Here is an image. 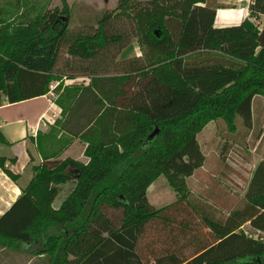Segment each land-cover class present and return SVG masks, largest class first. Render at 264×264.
Segmentation results:
<instances>
[{
    "label": "trees",
    "instance_id": "trees-1",
    "mask_svg": "<svg viewBox=\"0 0 264 264\" xmlns=\"http://www.w3.org/2000/svg\"><path fill=\"white\" fill-rule=\"evenodd\" d=\"M62 3L13 29L0 4V94L15 102L46 93L59 59L67 77L88 74L87 84L63 87L54 120L86 141L88 159L43 151L0 215V245L41 244L56 264H264V240L240 228L248 222L264 231V159L243 205L229 212L184 190L205 158L196 132L206 106L230 125L237 115L251 125L252 98L264 95V22L216 26L213 0H118L92 31H75ZM248 8L264 14V0ZM134 38L141 54L124 58L120 74L99 72L111 50ZM62 45L68 54H59ZM160 173L177 197L157 207L146 188ZM70 179L74 186L54 208L57 184Z\"/></svg>",
    "mask_w": 264,
    "mask_h": 264
},
{
    "label": "rangeland",
    "instance_id": "rangeland-1",
    "mask_svg": "<svg viewBox=\"0 0 264 264\" xmlns=\"http://www.w3.org/2000/svg\"><path fill=\"white\" fill-rule=\"evenodd\" d=\"M213 1L227 7L238 4L245 5L250 2V0ZM117 3L118 0H66V11L60 12V14L62 16L67 14V25L75 31H92V26L96 23L100 14L106 8H116ZM0 4L7 10L5 16H9L12 29L15 25L22 26L26 22L32 23L36 17L39 18L46 10L56 8L62 10L64 8L62 0H0ZM247 12H250L248 6ZM250 16L257 26L263 24L264 14L250 12ZM54 31H56V27ZM142 51V45L134 38L117 53L111 50L108 56L102 62L100 61L98 69L101 70L99 72L120 74L124 68L122 65L123 59L141 54ZM110 53L111 56H109ZM59 54H68L67 45L61 46ZM61 72L63 75H61ZM69 72L64 67L62 60L59 59L58 68L56 70L55 66L49 82V90H53L54 94L52 96L55 97V101L56 97H61L63 87L70 84L69 82L83 84L90 80L88 74H80L73 78L64 75ZM206 108L207 114L203 116L204 121L196 132L197 140L205 158L202 165L194 173L185 177L184 190L190 192L191 196L193 195L191 198L197 195L208 200L223 212H229L231 209L243 205L245 201L244 192L252 171L258 161L264 159V95L259 92L252 98L250 126L243 123L240 115H237L233 119V124L230 125L223 116L214 115L215 109L213 107L206 106ZM59 131L60 128L53 121V124L50 125L49 130L44 135L39 134L38 141L43 146H47V152L56 153L60 151V155L67 147L69 137L65 133L57 136ZM73 137L79 138V141L71 149L75 155H79L86 141L80 136ZM70 180L57 184L56 203L73 187ZM146 195L149 202L159 207L175 200L177 191L170 185L165 174L160 173L147 185ZM108 209L107 211H109ZM245 229L248 233L257 237L262 236L264 239L263 232L253 230L248 225L245 226Z\"/></svg>",
    "mask_w": 264,
    "mask_h": 264
},
{
    "label": "crops",
    "instance_id": "crops-1",
    "mask_svg": "<svg viewBox=\"0 0 264 264\" xmlns=\"http://www.w3.org/2000/svg\"><path fill=\"white\" fill-rule=\"evenodd\" d=\"M247 6L246 3L245 5L238 4L227 7L219 3L216 8L214 25H228L238 23L244 17L251 18L250 12H247ZM53 94V90L50 89L44 94L15 102L7 101L0 94V130L4 137V141H0V156H4L5 166L14 173L11 175L0 166V215L10 207L27 185L33 175V166L42 160V152L48 151L47 146H43L42 143V149H40L38 136L40 133L44 135L60 114L61 107L55 101ZM64 133L69 137L68 145L59 156H69L86 162L88 157L84 154V145L79 155H75L71 149L79 141V138H74L62 130L58 132L57 136ZM70 181L74 186L75 181L73 179ZM57 195L52 201L54 208L59 205L67 193L56 203ZM246 225L250 226L248 222H245L240 228L247 232ZM252 229L264 233L262 230ZM53 231L56 232V227L53 228ZM11 244L0 245V264H56L55 257L50 258L45 252H41V244H34L29 240H14Z\"/></svg>",
    "mask_w": 264,
    "mask_h": 264
},
{
    "label": "water",
    "instance_id": "water-1",
    "mask_svg": "<svg viewBox=\"0 0 264 264\" xmlns=\"http://www.w3.org/2000/svg\"><path fill=\"white\" fill-rule=\"evenodd\" d=\"M156 132H157V129H154V130L149 134V137L154 136Z\"/></svg>",
    "mask_w": 264,
    "mask_h": 264
},
{
    "label": "bare ground",
    "instance_id": "bare-ground-1",
    "mask_svg": "<svg viewBox=\"0 0 264 264\" xmlns=\"http://www.w3.org/2000/svg\"><path fill=\"white\" fill-rule=\"evenodd\" d=\"M222 13V12H221Z\"/></svg>",
    "mask_w": 264,
    "mask_h": 264
}]
</instances>
